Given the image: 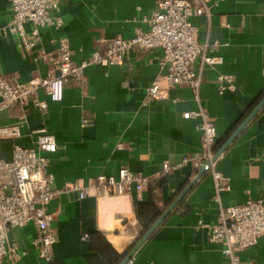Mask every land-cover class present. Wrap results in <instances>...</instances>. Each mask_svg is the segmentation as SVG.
Returning a JSON list of instances; mask_svg holds the SVG:
<instances>
[{"label": "crops", "instance_id": "obj_1", "mask_svg": "<svg viewBox=\"0 0 264 264\" xmlns=\"http://www.w3.org/2000/svg\"><path fill=\"white\" fill-rule=\"evenodd\" d=\"M157 5L158 0H60L64 25L42 28L41 40L27 51L16 35L4 32L11 2L0 0V76L27 81L46 75L63 37L79 65L94 51L104 52L116 36L130 38L137 29L147 30L144 18ZM193 21L201 42H221L213 54L222 62L203 69L198 92L181 84L162 98L147 100L146 87L166 72L160 66L162 51L135 48L122 65L86 66L80 77L68 79L61 101L40 91L47 113L32 103L25 105L24 121L19 105L0 112V126H20L19 136L0 137L2 158L11 159L15 143L34 146L32 129L45 125L55 134L58 149L49 155V170L54 188L62 191L48 205L57 233L53 260L39 257L32 244L37 230L28 223L9 231L24 254L5 264H120L183 193L137 249L135 264L230 263L223 245L210 240L202 223L217 222L223 206L264 197V106L217 158V169L230 187L218 198L210 171L187 189L201 170L192 160L175 166L201 152V119L186 112L203 107L213 119L216 153L264 97V0H222L210 20L201 16ZM220 74L232 75L237 89L220 93ZM123 167L149 178L142 199L137 191L103 198L92 193L81 199L78 191L67 190L75 182L89 185L100 174L118 176ZM239 254L242 263L264 264V236Z\"/></svg>", "mask_w": 264, "mask_h": 264}, {"label": "built area", "instance_id": "obj_2", "mask_svg": "<svg viewBox=\"0 0 264 264\" xmlns=\"http://www.w3.org/2000/svg\"><path fill=\"white\" fill-rule=\"evenodd\" d=\"M222 0H158L157 8L144 18L147 30L137 29L130 38L116 36L104 52L94 51L89 59L77 65L72 59L68 40L61 38L60 47L49 58L50 69L46 75H34L27 81L15 77L0 76V112L14 105L22 108L20 119L27 118L25 105L32 103L43 113L48 111V102L39 97L44 91L53 101L64 97L65 85L71 77H80L83 69L90 64L102 66L124 64L128 53L135 48L162 51L160 66L166 72L159 75L146 87L147 100L162 98L164 93L176 85L188 84L196 92L200 89L202 72L206 66L222 62L215 56L221 46L217 40H199V27L195 17L206 16L211 19L213 9ZM11 12L4 32L14 34L18 44L25 50L32 49L41 40V29L61 28L65 20L58 14L60 0H10ZM31 29H27V25ZM237 84L232 75L218 76V90H236ZM187 117H200L198 128L201 131V152L187 156L183 163L193 161L198 170L210 171L214 178L216 197L221 191L229 189L228 178L216 166L215 145L216 125L202 107L199 111L186 112ZM36 134L34 146L13 145L11 159L0 157V264L6 260L13 263L24 254L16 242L10 240L9 231L15 227L33 223L37 233L32 240L40 258L47 262L53 260L52 247L57 240L53 227L55 213L48 205L62 191L54 188L55 177L49 170V155L58 149L55 134L45 125L32 129ZM20 126H0V137H17ZM122 148L123 143H118ZM168 170L169 164H164ZM149 178L141 173L123 167L118 176L100 174L89 185L75 182L67 190L78 191L82 199L90 194L97 198L124 195L132 191L139 193L147 188ZM209 238L223 245V253L229 264L242 263L240 251L255 245L264 236V197L248 198L241 203L223 206L218 221L209 224ZM87 236V234L85 235ZM126 264H135L132 256Z\"/></svg>", "mask_w": 264, "mask_h": 264}, {"label": "water", "instance_id": "obj_3", "mask_svg": "<svg viewBox=\"0 0 264 264\" xmlns=\"http://www.w3.org/2000/svg\"><path fill=\"white\" fill-rule=\"evenodd\" d=\"M264 106V97L262 100L258 103V105L255 107V109L249 114V116L241 123V125L235 130V132L229 137V139L225 142L223 147L218 150L215 154V159L219 157L221 152L224 150L226 146H228L237 136V134L242 130V128L247 124V122L259 111L261 107ZM206 170H201V173L196 177L195 180L191 182V184L187 187L189 189L194 182H196L202 174ZM184 193L173 203V205L154 223V225L141 237V239L136 243V245L133 247V249L128 253V255L124 258V260L120 264H126V262L135 254L137 249L147 240V238L151 235V233L160 225V223L163 221V219L169 214V212L172 210V208L179 202V200L183 197Z\"/></svg>", "mask_w": 264, "mask_h": 264}]
</instances>
